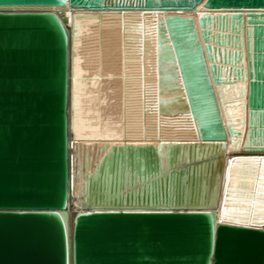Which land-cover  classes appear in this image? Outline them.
Returning a JSON list of instances; mask_svg holds the SVG:
<instances>
[{
    "label": "water",
    "instance_id": "water-1",
    "mask_svg": "<svg viewBox=\"0 0 264 264\" xmlns=\"http://www.w3.org/2000/svg\"><path fill=\"white\" fill-rule=\"evenodd\" d=\"M66 5L194 13L200 89L208 94L209 76L230 153L160 173L159 146L113 144L82 187L85 210L74 205L67 216L68 34L52 12L0 11V264H264V227L220 222L226 186L228 215L233 196L253 187L237 180L236 165L229 179V160L264 168V0H0V8ZM178 153L179 144L167 146L168 165ZM125 170L136 192L119 193ZM251 178L258 187V169Z\"/></svg>",
    "mask_w": 264,
    "mask_h": 264
},
{
    "label": "bare ground",
    "instance_id": "bare-ground-1",
    "mask_svg": "<svg viewBox=\"0 0 264 264\" xmlns=\"http://www.w3.org/2000/svg\"><path fill=\"white\" fill-rule=\"evenodd\" d=\"M0 11L52 12L68 34L69 76L73 80L67 102L71 162L67 216L69 211L75 212L74 205L79 211L85 210L82 187L113 144L159 146L160 173L186 170L194 164L204 166L229 155L209 76H205L208 94L200 89L199 64L205 59L202 49H196L201 45L196 24L190 19L194 13L111 8L90 11L68 5ZM188 28L192 35L185 36L182 31ZM194 42L198 45L193 47ZM209 143H220L221 147L208 149ZM172 144H179V153L168 165L165 150ZM118 180L119 193L136 192L138 183L129 170L119 172ZM201 194H209L208 179H201ZM214 206L215 202H209L198 207Z\"/></svg>",
    "mask_w": 264,
    "mask_h": 264
},
{
    "label": "snow or ice",
    "instance_id": "snow-or-ice-1",
    "mask_svg": "<svg viewBox=\"0 0 264 264\" xmlns=\"http://www.w3.org/2000/svg\"><path fill=\"white\" fill-rule=\"evenodd\" d=\"M77 27H79V22H77ZM228 163L230 180L233 176V165H236L235 175L237 180L239 181L240 178L247 176V182L253 187L249 188L247 192H241L239 197L233 196L235 214L228 215V186H226L225 201L221 211L220 222L241 224L245 227H264V168L259 167L261 161L256 159H236L229 160ZM256 169L259 172L258 187L256 186V181L251 178ZM233 192H235L234 188Z\"/></svg>",
    "mask_w": 264,
    "mask_h": 264
}]
</instances>
